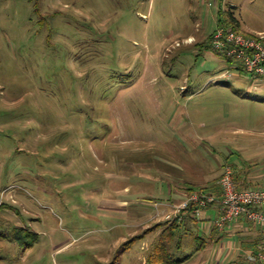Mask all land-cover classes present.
Listing matches in <instances>:
<instances>
[{
    "label": "rangeland",
    "instance_id": "rangeland-1",
    "mask_svg": "<svg viewBox=\"0 0 264 264\" xmlns=\"http://www.w3.org/2000/svg\"><path fill=\"white\" fill-rule=\"evenodd\" d=\"M230 11L264 31V0H0V264H148L171 186L264 187V75L210 41ZM214 206L176 256L247 264Z\"/></svg>",
    "mask_w": 264,
    "mask_h": 264
},
{
    "label": "built area",
    "instance_id": "built-area-1",
    "mask_svg": "<svg viewBox=\"0 0 264 264\" xmlns=\"http://www.w3.org/2000/svg\"><path fill=\"white\" fill-rule=\"evenodd\" d=\"M211 43L214 51L233 61L236 70L257 76L264 75V31L246 34L232 27L218 26L212 33ZM219 185L221 199L218 200L214 193L207 190L193 192L186 195L180 204L175 205L174 214L165 215L166 220L172 222L176 217H180L182 211L194 205L199 217L202 208L219 204V215L212 220L219 230H225L241 218L264 226V187L240 188L231 165H225ZM248 259L251 264H264V242L258 246L257 251L249 252Z\"/></svg>",
    "mask_w": 264,
    "mask_h": 264
},
{
    "label": "trees",
    "instance_id": "trees-1",
    "mask_svg": "<svg viewBox=\"0 0 264 264\" xmlns=\"http://www.w3.org/2000/svg\"><path fill=\"white\" fill-rule=\"evenodd\" d=\"M218 23L220 24V26L232 27L236 31L243 32L241 29V22L234 15L233 11H230V18H228L226 20H222V21L220 20ZM244 33H246V32H244ZM251 33L252 32H248L246 34H251ZM211 36H210V41H211ZM229 62L232 63L233 61L229 60ZM235 177H236V175H235ZM236 181L237 182L239 181L237 179V177H236ZM218 182L219 181H217L216 184H213V186L210 188V190H208L209 187L206 188L205 190L214 193L219 200L222 197V192H221L220 185ZM238 186L240 188H247V187H242V185L240 183H238ZM188 188H189L188 193L186 195H189L193 192H199V191L204 189V188L198 189V188H194L192 186H190ZM184 199H182V201ZM209 206H211V205H209ZM209 206H207V207H209ZM196 209H197V207L195 205H194V207L191 206L188 210L182 211L180 217H176L172 222H170V221L165 222L166 225L167 224L168 225L164 228V230L161 232V234L159 235V237L157 238V240L153 244V248L147 257V263L148 264H185L187 261L190 260V258L193 257L194 253L185 255L183 257L176 256L175 246L177 248L183 246L182 241H181V239L183 237L182 231H186V226H188V224L191 222H195L196 224L198 223L200 216L198 217L196 215ZM251 225L254 227H264V226H260V225H255L253 223H251ZM214 229H218V228L215 227ZM198 238H200L199 235H198ZM200 239L203 240V243L201 244V246H199L197 248V250H200L204 246H206L207 241L204 238H200ZM262 242H264V241H262ZM262 242H259V240L256 241L255 242L256 244H253L254 246L251 247V248H253L252 251L253 252L257 251L258 246ZM247 261H248L247 264H251V262H249L248 257H247Z\"/></svg>",
    "mask_w": 264,
    "mask_h": 264
},
{
    "label": "crops",
    "instance_id": "crops-1",
    "mask_svg": "<svg viewBox=\"0 0 264 264\" xmlns=\"http://www.w3.org/2000/svg\"><path fill=\"white\" fill-rule=\"evenodd\" d=\"M218 23V22H217ZM220 26V24L218 23L216 28ZM215 28V29H216ZM215 31V30H214ZM260 31V30H258ZM258 31H255V32H258ZM222 175L219 174L218 177H220ZM235 175L237 177V179L239 180L238 183H240L242 185V187H250V184H252V180L249 179V177L242 175L238 172L237 168L235 170ZM216 178V177H214ZM214 178H211V180H209L205 187H209L208 190H210V188L213 186V184H211V181L214 180ZM188 187H190V185L188 186H171V189H170V198H169V201L171 202H179L180 200H182L185 195L188 193ZM193 187V186H192ZM204 186H201L200 188H203ZM216 205V207L214 206ZM214 205H211V206H214L218 212V215H219V204H214ZM208 207L206 208H203L201 213H202V216H206V211L205 209H207ZM217 215V217H218ZM208 217V216H207ZM216 217V218H217ZM245 222L242 220H239V221H235L234 224L243 232H249L251 235H252V238H250L251 240L248 241V244H249V247H252L254 246L253 244H256L255 242L259 240V242H262L264 241V227H249L246 225V223L244 224ZM198 224V223H197ZM197 224L195 222H191L188 224V226H186V231H191L192 229H194L195 227H197ZM232 225V224H231ZM159 226V225H158ZM167 226V225H166ZM165 226V227H166ZM205 227V226H204ZM215 226L213 225L212 221L209 225V230L210 232L212 233L211 236H210V240L208 242L210 243H216V244H219L220 242V239L222 238V236H214V233L217 232V231H220L219 229H214ZM254 228V229H253ZM164 230V229H163ZM228 229L226 228L225 230H222L223 232H228L227 231ZM221 231V232H222ZM161 234V233H160ZM200 236V235H199ZM198 238V236H197ZM201 238V237H200ZM182 241V240H181ZM183 245V243H182ZM253 248L251 249H248V254L250 251H252ZM205 258V257H204ZM191 259V258H190ZM220 260V252H217V254L215 255L214 258H207L206 261H205V264H213L215 263V261L218 263ZM190 261V260H189ZM189 261H187L185 264H188ZM221 263V262H219Z\"/></svg>",
    "mask_w": 264,
    "mask_h": 264
}]
</instances>
